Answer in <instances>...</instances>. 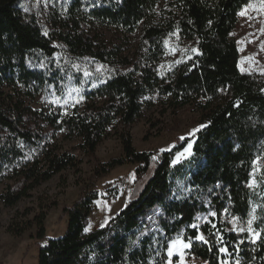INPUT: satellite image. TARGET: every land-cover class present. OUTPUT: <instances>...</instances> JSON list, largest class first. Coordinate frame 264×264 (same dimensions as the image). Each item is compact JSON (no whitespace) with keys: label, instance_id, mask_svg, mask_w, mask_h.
I'll return each mask as SVG.
<instances>
[{"label":"trees","instance_id":"16d2710c","mask_svg":"<svg viewBox=\"0 0 264 264\" xmlns=\"http://www.w3.org/2000/svg\"><path fill=\"white\" fill-rule=\"evenodd\" d=\"M250 1L52 0L40 23L26 9L27 0H0V183L10 182L0 203L15 205L75 165L73 156L49 146L55 132L79 139V147L93 156L114 121L124 129L122 154L104 162L93 156L90 179L133 164V183L144 180L136 196L87 234L98 197L93 189L62 207L67 220L59 237H46L43 208L32 218H12L10 233L20 236L35 227L32 238L44 240L37 264H165L169 244L179 235L190 242L187 256L205 264H264V75L239 71L231 36ZM86 21L139 32L137 55L128 60L112 49H94L82 32ZM173 37L193 48L164 72L158 63ZM87 65L91 74L85 76ZM71 82L91 102L66 115L56 109L45 114L20 98L62 96ZM152 93L168 97L176 109L192 105L206 127L168 150L137 151L125 129L139 117L141 99ZM188 144L187 166L173 164ZM179 176L185 181L182 192L173 183ZM118 189V180L101 186L107 201ZM199 213L203 219L193 226ZM229 217L251 220L252 231L231 229ZM254 233L259 236L252 238ZM201 235L204 240L196 239Z\"/></svg>","mask_w":264,"mask_h":264},{"label":"rangeland","instance_id":"374dc122","mask_svg":"<svg viewBox=\"0 0 264 264\" xmlns=\"http://www.w3.org/2000/svg\"><path fill=\"white\" fill-rule=\"evenodd\" d=\"M51 7L52 0H27L26 2V9L33 13L35 19L40 23L44 21L46 12ZM242 12L246 14L241 15ZM81 28L84 37L89 40L94 49H102V47L112 49L118 56L126 57L128 60L137 55V46L140 42L139 32L124 33L114 28L99 26L92 21L83 22ZM52 29L54 28L51 27ZM231 36L236 41L238 48L239 71L264 75V7L261 6V0H251L240 10L236 27ZM192 48V42L183 41L176 37L170 38L164 45L159 66L164 72L171 69L175 63L181 60V56L190 52ZM88 68L89 65L83 69L85 76L91 74ZM242 68L245 71H241ZM79 91L78 86L71 82L62 96L56 93L53 98L50 96L46 98L20 96V98L25 106L42 110L45 114H50L56 109L60 114L66 115L77 105L83 107L84 103L91 102L84 100ZM2 92L5 94L10 91L8 88H3ZM11 96L13 102L16 101V97ZM141 101L139 117L125 129L131 138L132 146L137 151L168 150L176 142L191 135L194 129H199L200 125H203L201 115L190 104L176 109L168 97L154 93L145 96ZM41 126L43 129L46 128L45 123H42ZM123 130L116 121L109 125L106 128L105 136L96 146L93 156L103 162L120 156L122 154L120 134ZM48 143L56 152H65L73 156L75 165L56 173L49 180L36 186L15 205L4 207L0 203V264H37L39 245L44 243V240L32 238L35 227L27 229L20 236L10 233L7 227L12 218L14 221L21 218H32L35 213L43 208L46 212L43 222L46 237H59L65 231L67 220V217L62 214V207L70 206L83 191L93 189L98 191V197L93 202L88 223L84 228V232L87 234L103 227L128 199L137 195L144 183V180L136 184L133 183L135 170L133 164L115 167L106 175L92 181L90 176L93 168V156L79 147V139H66L62 133L55 132L48 139ZM184 149L180 153L184 152ZM190 155L191 148L179 160L184 167L187 166V163L184 162L188 160ZM258 176L260 173L256 170L254 178L258 179ZM113 180L119 182L118 195L115 199L107 201L103 197L101 186L105 182ZM8 183L10 182L0 183V193ZM173 183L175 191H184L185 181L182 176L174 178ZM51 204L55 205L47 208ZM202 219V214H197L192 225L197 226ZM227 221L233 230H249L251 227L249 221H238L230 217ZM252 238H256V235L252 234ZM173 241L183 240L181 235L171 240L169 247H173V255L169 257L168 247L165 264H169L170 261L171 264H205L202 260L185 256L186 248L180 247L179 243L173 245ZM175 255L179 256L178 263L173 261L175 257L177 258ZM188 259L190 260L188 261Z\"/></svg>","mask_w":264,"mask_h":264},{"label":"snow or ice","instance_id":"6c2138e0","mask_svg":"<svg viewBox=\"0 0 264 264\" xmlns=\"http://www.w3.org/2000/svg\"><path fill=\"white\" fill-rule=\"evenodd\" d=\"M261 6L264 7V0H261ZM245 14L246 13H244V12L241 13V15H245ZM193 51H195V49H193ZM241 71H245V69L242 68ZM204 127H206V125H200V128H204ZM198 130L199 129H194L193 132H196ZM190 148H191V144H189L188 147L184 149V152L177 153V157H176V159H174L172 161V163L176 164L185 155V153L189 152ZM255 183H256V181L253 180L252 181V185H250V186L255 185ZM249 225H251V221H249ZM249 231H252L251 227H249ZM254 235L259 236L258 233H254ZM196 239L204 240V237L201 235V236H197ZM172 243H173V245H176L177 243H179L180 247H182V248L190 247V242L189 243H184L183 241H179V242L173 241ZM205 243H206V241H205ZM173 250H174L173 247H169V250H168L169 257H171L173 255ZM221 251H226V249H221ZM169 264H171V261L169 262Z\"/></svg>","mask_w":264,"mask_h":264},{"label":"crops","instance_id":"0c3cea01","mask_svg":"<svg viewBox=\"0 0 264 264\" xmlns=\"http://www.w3.org/2000/svg\"><path fill=\"white\" fill-rule=\"evenodd\" d=\"M175 256H177V258H174V260L173 261H175L174 263H178V261H179V256L178 255H175ZM185 256H187V254H185ZM188 257V256H187ZM189 258V257H188ZM190 259H188V261H189ZM187 261V260H186Z\"/></svg>","mask_w":264,"mask_h":264}]
</instances>
